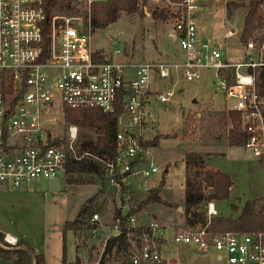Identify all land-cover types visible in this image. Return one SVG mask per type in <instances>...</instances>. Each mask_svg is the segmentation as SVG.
Here are the masks:
<instances>
[{
	"label": "built area",
	"instance_id": "obj_1",
	"mask_svg": "<svg viewBox=\"0 0 264 264\" xmlns=\"http://www.w3.org/2000/svg\"><path fill=\"white\" fill-rule=\"evenodd\" d=\"M78 1L91 8L109 0ZM151 1L168 14L183 54L179 61L101 62V52L92 48L90 13L73 18L53 13L47 0H0V191H21L40 180L58 179L61 186L60 176H67L71 161L92 157L103 166L102 199L110 205L89 216L80 232L101 243L96 264L109 241L120 237L127 240L130 264H162L168 230L175 244L212 254L216 264H264V228L250 233L214 231L212 220L218 212L213 201L204 204V223L195 225L167 228L155 219L141 222L140 212H135V200L150 193L148 182L158 173L146 146L147 132L155 123L152 102L176 104L181 85L199 80L204 70L214 71L226 104H232L226 105L228 111L240 114L246 135L243 148L261 167L264 204V96L259 90L264 42L256 41L261 35L243 44L244 59L233 64L225 60L223 46L199 37L194 23L207 2L226 11L229 0ZM241 33L236 27L223 37L230 40ZM153 74L164 82L158 90L153 89ZM56 102L63 115L66 109L115 114L121 108L113 158L79 155L76 125L56 134L52 127L59 122L47 116ZM18 242L4 237L8 247Z\"/></svg>",
	"mask_w": 264,
	"mask_h": 264
},
{
	"label": "rangeland",
	"instance_id": "obj_2",
	"mask_svg": "<svg viewBox=\"0 0 264 264\" xmlns=\"http://www.w3.org/2000/svg\"><path fill=\"white\" fill-rule=\"evenodd\" d=\"M230 1L238 4L249 2ZM206 5L207 8L196 16L194 22L199 37L223 46L226 61L233 64L242 61L245 50L241 36L230 40H224L223 36L225 31L232 28L242 29L247 10L241 8L229 15L228 7L224 11L223 8L213 9L210 2ZM65 6L67 0H59L58 4L52 7V12L73 18L86 12L92 15L93 5L90 8L85 3L72 0L68 8L62 9ZM160 12L161 9L151 0H145L137 14L123 13L116 23L105 30H94L93 50L103 53L117 63L179 61L183 54L168 15L165 18L153 15ZM260 15L263 27L261 31H256L251 39L261 35L263 31L264 5L260 7ZM117 50L122 53L115 55ZM152 81L155 90L164 84L158 80L156 74H153ZM180 88L183 91L175 97L176 104L152 102L151 112L155 123L150 126L146 136L149 141L155 137L160 138L159 145L150 151V160L155 163L158 173L148 182L150 193H141L134 202V205L139 207L145 201L144 208L139 213L140 221L155 219L167 228L186 225L184 190L187 171L185 155L188 153H200L204 156V170L214 171L218 168L231 174L234 179L229 200L214 202L217 217H237L246 201H255L256 209L264 211L261 201L263 177L260 165L243 146L224 148L228 145V135L232 129L231 111H228L227 106L232 104H226L214 80V71L204 70L199 80L183 83ZM47 116L58 120V125L52 127L56 134H62L69 125H73L65 121V114L63 115L59 102H56V106ZM222 152L225 155L221 154ZM193 172L194 168L191 169L192 175ZM73 178L68 183L67 176H60L59 191H52L49 181L40 180L33 183L30 190L21 191L20 194H25L21 197H17L16 194L19 193H13L11 190L10 193L0 195L1 229L22 237L33 244L36 250L48 244L49 252L53 255L49 258V264H63L64 244L67 264H96L100 259L102 246L99 241L89 240L82 233L74 232H69L66 242L64 240L65 223L74 221L84 204L98 194L100 188V181L96 178L79 175H74ZM153 190L158 192L159 201L155 200V193L151 192ZM210 192L209 190L206 194ZM102 198L101 195L98 200H102V206L108 208V201ZM149 198L151 200L147 201ZM233 205L237 206L236 211L232 209ZM179 208H182L183 212H179ZM203 208L204 204L200 205L199 211L202 212ZM166 237L167 244L162 249V264H216L212 254L200 253L193 246L175 244L172 231L168 230ZM77 244L79 249L83 244L84 249L78 251ZM77 257L79 263L76 262ZM108 264L117 263L111 259Z\"/></svg>",
	"mask_w": 264,
	"mask_h": 264
},
{
	"label": "trees",
	"instance_id": "obj_3",
	"mask_svg": "<svg viewBox=\"0 0 264 264\" xmlns=\"http://www.w3.org/2000/svg\"><path fill=\"white\" fill-rule=\"evenodd\" d=\"M145 0H109L107 2H97L92 6V27L96 30H105L111 24L116 23L123 13L135 15L141 10V3ZM179 1V0H172ZM48 7L56 6L59 0H47ZM72 0H67L66 9ZM264 5V0H249L248 4H238L234 1L228 3V14L231 15L238 9H246L244 17L241 42L244 44L253 38L256 31H261L263 27L260 7ZM155 17L165 18L168 14L162 10ZM256 41L264 42V28L261 36ZM97 59L106 62L108 58L101 53ZM259 90L264 96V71L259 78ZM121 111L118 109L115 114H106L100 110H65V121L68 124L76 125L80 129L79 155L88 153L91 156L100 158H113L116 149L117 119ZM232 129L228 135V146L230 148L242 147L246 142V135L241 132L240 114L230 112ZM160 138L155 137L148 141L146 146L156 148ZM204 156L200 153H188L185 155L186 181L184 193L185 222L189 225L204 223V214L199 211V207L208 201L221 202L229 200L233 180L229 174L221 171L204 170ZM194 168L193 175L191 169ZM74 175L90 176L100 181L98 194L90 198L81 208L77 218L66 222L63 229L64 240L69 232L80 233L84 229L85 220L93 213L100 212L102 204L97 205L98 197L105 192V182L103 178V166L101 163L84 157L80 161H71L67 168V180L70 183ZM211 191L206 194L207 191ZM153 196L159 201L158 192ZM149 198L147 201H150ZM150 203V202H149ZM256 202L246 201L237 217H216L212 220L214 231H234L250 233L264 228L263 212H256ZM145 201L142 202L135 212H141ZM232 209L237 210L233 205ZM5 234L0 232V264H46L44 255L36 254L32 246L26 241L19 240L16 247H8L4 244ZM128 243L124 237L109 241L99 264H108L111 259L117 264H130L127 258ZM63 264L66 262V244H64ZM79 263V260H77Z\"/></svg>",
	"mask_w": 264,
	"mask_h": 264
},
{
	"label": "crops",
	"instance_id": "obj_4",
	"mask_svg": "<svg viewBox=\"0 0 264 264\" xmlns=\"http://www.w3.org/2000/svg\"><path fill=\"white\" fill-rule=\"evenodd\" d=\"M263 32V31H262ZM262 34V33H261ZM179 60H181V59H179ZM230 126H229V130H230ZM224 148H228V149H232V148H230L228 145H225L224 146ZM221 154H223V155H225V153H221ZM214 171H221V170H219L218 168H215L214 169ZM221 172H223V171H221ZM225 173V172H224ZM227 174H229V173H227ZM230 175V177L232 178V180H233V184H234V179H233V177L231 176V174H229ZM33 188V187H32ZM31 189V185L28 187V188H26V189H24V190H21V191H28V190H30ZM21 191H15V192H13V193H19V194H16V196L17 197H21V195H25L24 193L23 194H20L21 193ZM7 193H10V190H1L0 191V195H5V194H7ZM4 230H6V229H1V227H0V232L1 233H3V234H5V235H10V236H13V237H15L16 239H18V240H23V241H26L27 243H29L27 240H24V239H22V237H19V236H17V235H15V233H13V232H11V231H4ZM76 234V233H75ZM77 243V242H76ZM31 246H32V248L34 249V251H35V253L36 254H42V255H44V258H45V261H46V264H49V258L50 257H52L53 255H52V253H50L49 252V245L48 244H45V247H43L42 249H39V250H36L35 249V247H33V244H31V243H29ZM76 247H77V250L79 251V250H81V249H84V245L83 244H81V246H79L80 247V249L78 248V244L76 245ZM63 252H64V250H63ZM64 256V255H63ZM77 260H78V257H77V259H76V262H77ZM57 261V258L55 257V262Z\"/></svg>",
	"mask_w": 264,
	"mask_h": 264
},
{
	"label": "water",
	"instance_id": "obj_5",
	"mask_svg": "<svg viewBox=\"0 0 264 264\" xmlns=\"http://www.w3.org/2000/svg\"><path fill=\"white\" fill-rule=\"evenodd\" d=\"M50 189L52 191H59L60 190V183H59V180L58 179H54L50 182ZM154 198L152 197V200ZM179 212H183V209L182 208H179Z\"/></svg>",
	"mask_w": 264,
	"mask_h": 264
}]
</instances>
